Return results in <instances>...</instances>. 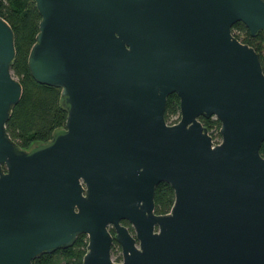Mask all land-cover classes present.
Returning <instances> with one entry per match:
<instances>
[{
	"label": "water",
	"instance_id": "95a60500",
	"mask_svg": "<svg viewBox=\"0 0 264 264\" xmlns=\"http://www.w3.org/2000/svg\"><path fill=\"white\" fill-rule=\"evenodd\" d=\"M34 2L27 66L61 89L67 117L30 150L10 138L22 87L0 16V264H32L80 234L81 264H264V72L231 31L264 32V0ZM172 93L180 118L168 123ZM200 116L220 121L218 144ZM160 182L174 192L166 213Z\"/></svg>",
	"mask_w": 264,
	"mask_h": 264
},
{
	"label": "trees",
	"instance_id": "16d2710c",
	"mask_svg": "<svg viewBox=\"0 0 264 264\" xmlns=\"http://www.w3.org/2000/svg\"><path fill=\"white\" fill-rule=\"evenodd\" d=\"M0 16L13 30L15 56L11 71L22 87L21 98L11 109L6 130L19 148L30 150L33 143H46L56 131L64 128L67 110L61 101V89L36 82L27 66L28 53L35 42L40 20L34 0H0ZM231 31L238 40L259 53L264 72V32L259 31L252 36L242 22L233 24ZM164 118L168 123H175L180 118L179 98L175 93L167 97ZM199 120L212 138H220V121L217 118L200 116ZM260 153L264 157V141ZM173 201L174 192L171 186L160 182L154 192L155 212H168ZM123 222L128 225L126 221ZM86 247L87 237L80 234L71 246L42 254L32 264H81ZM116 251H120V246L113 241L111 254ZM116 258L120 260L121 255L118 254Z\"/></svg>",
	"mask_w": 264,
	"mask_h": 264
},
{
	"label": "flooded vegetation",
	"instance_id": "af4514ba",
	"mask_svg": "<svg viewBox=\"0 0 264 264\" xmlns=\"http://www.w3.org/2000/svg\"><path fill=\"white\" fill-rule=\"evenodd\" d=\"M123 221H126V220H122L121 221V223L122 224H124V222ZM127 223H128V225L127 224H124L131 232H133V229H132V227H131V225L129 224V222L128 221H126ZM109 228V231L111 232V234H114V229L111 227V226H109L108 227ZM132 229V230H131ZM120 253H121V249H120Z\"/></svg>",
	"mask_w": 264,
	"mask_h": 264
},
{
	"label": "built area",
	"instance_id": "2783aa9c",
	"mask_svg": "<svg viewBox=\"0 0 264 264\" xmlns=\"http://www.w3.org/2000/svg\"><path fill=\"white\" fill-rule=\"evenodd\" d=\"M211 138H212V136H211ZM219 142H220V138H212V144L213 145L218 144ZM119 254H121V253H119ZM112 260L113 261H116V262H120L121 261V259L120 260H117L116 257L114 259L112 258Z\"/></svg>",
	"mask_w": 264,
	"mask_h": 264
},
{
	"label": "rangeland",
	"instance_id": "374dc122",
	"mask_svg": "<svg viewBox=\"0 0 264 264\" xmlns=\"http://www.w3.org/2000/svg\"><path fill=\"white\" fill-rule=\"evenodd\" d=\"M39 144H40V142H35V143L32 144L31 147L37 146ZM119 253H120V251L113 252V254H111V257L114 259L115 257L118 256Z\"/></svg>",
	"mask_w": 264,
	"mask_h": 264
}]
</instances>
